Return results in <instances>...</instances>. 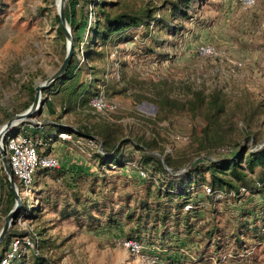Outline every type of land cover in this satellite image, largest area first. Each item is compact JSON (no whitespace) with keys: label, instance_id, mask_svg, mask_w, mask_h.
Masks as SVG:
<instances>
[{"label":"rangeland","instance_id":"374dc122","mask_svg":"<svg viewBox=\"0 0 264 264\" xmlns=\"http://www.w3.org/2000/svg\"><path fill=\"white\" fill-rule=\"evenodd\" d=\"M56 1L0 0V128L25 111L23 108L32 100V88L51 77L64 60L67 47L55 28ZM108 1L115 2L110 10L113 14L144 13L151 9L163 22L149 30L143 27L135 30L140 34L135 42L98 47L104 49L106 57L97 64L100 69H106L103 85L105 102L109 103L107 111L98 113L88 105L78 106L57 119L49 112L44 103L46 96L42 94L40 109L18 124L19 127L36 124L47 126L48 130L50 126L45 123L56 119L74 128L89 126L101 139L112 133L118 140L156 141L155 152L163 153V160L171 159L176 165L172 168L174 174L179 168L207 162L209 157H231L239 147L246 150V157L250 154L247 149L258 150L257 156L264 155V0H254L252 5L242 0ZM175 5L187 15L181 16ZM94 19L91 15L90 22ZM204 44L215 46L221 57H198L196 51ZM83 51L79 54L81 64L86 62ZM118 61L120 65L115 71L113 64ZM219 105L223 111L216 113ZM49 132L57 130L54 127ZM86 142L87 138L79 146L86 147ZM122 152L124 158L140 157L133 142L124 145ZM89 162L93 165L91 172L103 179L98 161ZM106 173L107 178L116 182L106 214L121 207L124 211L133 209L136 198L144 193L136 169L116 167L106 169ZM248 173L254 179H264V166ZM206 178H210L209 173ZM7 180L0 154V230L6 216L3 210ZM15 181L21 193L22 209L28 206L37 211L33 217L21 214L22 220L11 228L35 231L47 239L40 251L51 264H161L154 262L159 260L179 264H264V236H253L250 228L244 236L248 237L245 245L248 253L242 255L239 253L244 250L236 255L237 244L230 238L232 232L246 231L250 223L259 229V219L254 213L258 206L264 205V193H247L240 203L226 200L224 205L229 209L222 203L215 204L224 212L216 221L225 227L226 233L225 246L214 251L213 241L208 243L206 238L212 202L199 189L193 199L206 205L201 208L203 220L197 224L199 233L195 231L189 241L177 237L170 240L164 251L145 243L148 252H154L147 259L132 255L119 243L128 236L130 225L122 222L115 228L89 229L82 225V218L62 217L63 208L71 209L65 206V201L73 203L74 199L73 190L61 186L60 180L46 177L33 185L28 194L22 192L19 178ZM100 185L94 192L86 186L83 191L90 199H98L96 202L103 209L101 198L112 186ZM45 195H59L57 209L54 203L46 202ZM248 206L252 210L250 214L240 217V212ZM77 208L84 213L80 206ZM93 213L98 215L100 210ZM84 216L86 219L85 213ZM206 245L210 247L205 253L207 257L192 263Z\"/></svg>","mask_w":264,"mask_h":264},{"label":"trees","instance_id":"16d2710c","mask_svg":"<svg viewBox=\"0 0 264 264\" xmlns=\"http://www.w3.org/2000/svg\"><path fill=\"white\" fill-rule=\"evenodd\" d=\"M90 2L91 0H84L83 2L82 0H68L66 4V18L74 40L72 58L65 75L58 79L51 87L43 91V94L46 96L44 103L45 105L47 104L49 112L57 119H60L62 114L71 112L78 106L88 105L92 107L90 101L99 95L101 86L105 83L106 69H100L97 61L104 60L106 57L104 49H98V47H107L110 44L116 46L119 43L127 42L132 40L133 35L139 33V31L135 30L141 27L149 30L152 27L162 25L163 22L160 17L153 15L154 10L151 9H147L144 13L122 11L113 14L110 10L115 2L108 0L93 1L95 6L93 11L89 9ZM175 11L181 13V16L187 15L186 11L179 6H176ZM91 15L95 19L90 22ZM55 22L57 36L63 40V45L66 46L67 39L65 30L60 23V18L57 13L55 15ZM129 31L132 32L130 33ZM82 47L85 49V52ZM80 51H83L84 62L86 61L82 64L79 58ZM64 56H66V49ZM32 91V100L26 104L23 110H26L34 100L35 87L32 88ZM56 105H59L61 108L60 114L56 113ZM220 111H223V107L219 105L217 106L216 113ZM45 125L57 126L59 132L67 131L72 135L95 138L102 143L103 152L94 151L93 157L90 159L92 161H98V170L103 172V179L101 180L99 178L100 176L93 172H80L77 173L75 178L73 177L71 179L67 177L66 171L59 168H40L33 176L32 186L38 184L40 180H44L46 177H51L54 181L60 180L61 186L64 188L73 190V199L75 202L68 203L65 201V206H70L71 209L63 208L61 210V216L64 218H75L76 220L82 218L84 219L82 225L89 227V229L115 228L123 222L130 225L127 238L157 245L162 251L167 250L169 247L167 242L170 240L177 237L179 240L186 238L189 241L193 239L192 235L195 231L199 233L197 224L203 220L200 212L201 208L206 207V205L194 200L193 197L200 189L214 206L212 208L211 204L210 210L212 214L208 221L210 229L206 233V238L208 239V243L213 241L212 244L216 248L214 251H217L225 246L223 241L225 240L226 230L225 227H221L216 221L218 216L221 215L220 213L224 212L218 210L215 204L222 203L224 205L226 200L228 202L230 200L234 202L239 201L240 203L246 196V193L241 192L242 188H246L249 195L253 192L257 194L264 193V179H254L248 173H253L257 167L264 166V155L257 156L258 150L253 151L247 149V153L250 152V154L246 157V150L243 147H239L237 152L231 157L223 159L209 157L207 162L193 163L188 167L179 168L174 174L172 172L174 169L172 168H175L176 165L172 163L171 159L166 157L163 160V153L159 151V153L155 152L157 151L156 141L146 142L144 140V142H137L133 138L118 140L116 135L114 136L112 133L103 135L104 138L101 139L91 131V127L89 126L74 128L63 125L56 119L49 120ZM46 127L35 124L30 127L27 125L25 128V132L34 140L42 142L38 144L40 154H50V147L48 145L52 141V136L45 132ZM57 137V135L54 136V138ZM132 142L137 147V151L140 152L138 160L133 159L134 157L124 158L122 149L124 145ZM45 146L47 148L45 151H42ZM134 161L139 168L147 172V177L141 179L143 181L141 186L144 193L139 198H136V205L133 209L128 208L124 211V208L121 207L117 212L112 209L109 214H106L105 208L113 200L111 191L116 188V182L107 178L108 176L106 174L108 173H106V169L128 167L129 163ZM156 173L159 175H155ZM206 173L210 174L209 179L206 178ZM6 184V208L3 210L5 215L15 205V195L8 180ZM106 184L112 187L107 191V194L105 191V195L101 198L104 206L101 209V205L96 202L98 199H90L87 197L88 195H84L83 189L86 186L89 191L94 192L96 187ZM205 186L211 188V194L206 193ZM87 193L89 194V192ZM43 198L48 203H54V207L56 209L58 208L59 195H45ZM190 203L192 204V208L186 209V206ZM79 206L85 210L84 213L87 215L86 219L84 213L81 214L77 208ZM224 206L229 209L228 205ZM137 208L138 212H136ZM99 210L100 214L93 215L94 211L98 212ZM36 211L37 209L28 208V206L23 207L22 211L15 218L14 225L21 217V214L25 213L27 217H33L36 215ZM251 211L249 206L246 207V209L240 212V217L248 216ZM254 214L256 219H259L258 224L260 223V225L257 226L260 230L256 226L252 227L253 225L250 223V226L247 225L246 231L238 230L237 233L232 232L230 234V238H234L235 244H237L235 249L237 250L235 251L236 255L238 251L242 250L244 251L241 254L239 253V255L248 253V250L245 249L248 237L244 236L248 230L250 231V228H253L251 229L254 231L253 236H264V205L258 206ZM239 219L243 222L242 218ZM26 235L30 236L34 242L39 244L38 251L30 248L28 253L14 260L11 264H29L30 261L33 264H51L48 259L42 256L40 251L41 247L47 243V239L42 238L39 233L18 231L13 227L9 230L0 245V262L9 250L12 241L17 237L22 238ZM208 246L206 245L204 250L197 252V259L194 262L192 261V263H197L207 257L205 253L210 248ZM177 264L179 263L177 262Z\"/></svg>","mask_w":264,"mask_h":264},{"label":"built area","instance_id":"2783aa9c","mask_svg":"<svg viewBox=\"0 0 264 264\" xmlns=\"http://www.w3.org/2000/svg\"><path fill=\"white\" fill-rule=\"evenodd\" d=\"M96 0H91L89 3V9L93 11L94 2ZM247 5H252L254 0H242ZM138 40V35L135 34L132 37V42ZM128 42V41H127ZM197 55L201 58H220L221 52L213 45L204 44L198 47ZM119 61L116 64H113V68H119ZM116 68V69H115ZM101 86V91L98 96L94 97L90 104L95 109L96 112L101 113L107 111L109 108V103L105 102V92L104 87ZM28 125V124H27ZM31 126V124L29 125ZM59 137L64 140H72L73 135L67 131H62L59 133ZM81 145V143H79ZM3 147L5 149L6 155L8 157L10 167L14 174V177L19 178L20 184L22 187V192L28 194L31 191L33 176L40 168H60L62 165L61 159L56 154H40L38 150V141L34 140L28 133L25 132V126L17 125L12 128L6 135ZM84 154L87 156H92L94 151L103 152L102 143L97 141L95 138H87L86 147L81 148ZM130 168H135L137 176L140 179H145L147 177V172L144 169L139 168L135 162L129 163ZM128 166V167H129ZM206 193L211 194V188L205 186ZM242 193H248L246 188H242ZM192 208V204H188L186 209ZM19 219L22 220L20 217ZM18 219V221H19ZM29 233H35L29 232ZM119 243L125 247L132 255L144 258H152L154 252H148V247L144 242H141L133 238H122ZM39 244L34 242V240L26 235L22 238H15L4 258L0 264H11L14 260L19 259L24 254L28 253L30 248L36 249L38 251ZM154 261V260H153ZM161 264H177L172 261H154ZM163 262V263H162Z\"/></svg>","mask_w":264,"mask_h":264},{"label":"water","instance_id":"95a60500","mask_svg":"<svg viewBox=\"0 0 264 264\" xmlns=\"http://www.w3.org/2000/svg\"><path fill=\"white\" fill-rule=\"evenodd\" d=\"M67 1L68 0H60L59 3H58V0L56 1L57 14L59 15L60 23L65 30V35H66V39H67L66 56H65L62 64L60 65L58 70L51 77H49L47 80L38 84L35 87L36 92H35V97H34L32 104L24 112L15 115L14 118L8 120L0 128V154H1L2 162H3L4 170L7 174V177H8L9 183H10V187L13 190L14 195H15V205H14L13 209L5 216L4 225H3L2 229L0 230V245L2 244L5 237L7 236L11 226L13 225L15 218L20 213L22 206H23L21 193L18 189V185L15 181L14 174H13L12 169L10 167L8 157H7L5 149L3 147V142H4V139L7 135V133L12 128L17 126L21 122L26 121L27 119L31 118L40 109V107L42 105L43 91L45 89L51 87L58 79L63 77L68 70V67L70 65V61L72 58L73 50H74V40H73L70 25H69L68 20L66 18Z\"/></svg>","mask_w":264,"mask_h":264},{"label":"crops","instance_id":"0c3cea01","mask_svg":"<svg viewBox=\"0 0 264 264\" xmlns=\"http://www.w3.org/2000/svg\"><path fill=\"white\" fill-rule=\"evenodd\" d=\"M55 110L57 114H60L61 108L59 105H56ZM54 127L56 128L57 132H49V130ZM45 132L47 134H51L52 136V141L48 145L50 147L49 153L56 154L60 157L62 165L59 169L66 171L67 177L73 179L77 173L93 171V165L89 162L91 158L83 154L84 152L79 146V143H83L84 140L86 141L85 137L73 135L72 140H64L59 137V133L62 131L59 132V128L57 126H50L48 130H45ZM56 135L58 137L54 138ZM41 143L42 142L38 140V144ZM46 148L47 146H45L42 151H45Z\"/></svg>","mask_w":264,"mask_h":264}]
</instances>
